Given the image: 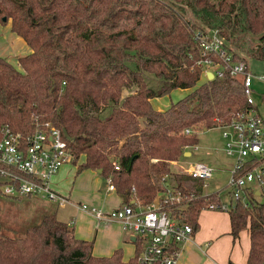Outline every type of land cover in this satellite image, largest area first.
Here are the masks:
<instances>
[{
  "label": "trees",
  "instance_id": "trees-1",
  "mask_svg": "<svg viewBox=\"0 0 264 264\" xmlns=\"http://www.w3.org/2000/svg\"><path fill=\"white\" fill-rule=\"evenodd\" d=\"M175 1L188 5L199 23L192 26L219 30L232 59L246 61L244 53L264 57V0ZM182 4L0 0V21L10 19L11 30L31 47L18 56L20 68L0 55V129L8 125L28 133L36 122L51 123L73 160L82 158L77 173L100 170L122 203L136 208L161 202L195 229L200 210L219 196L205 192L200 178L172 168V160L198 142L196 133L184 129L229 122L251 104L229 69L212 78L201 74ZM147 73L159 80L157 87L147 83ZM177 87L189 90L165 109L153 107L152 97ZM167 184L181 194L179 202H162ZM227 211L234 238L248 231L246 264H264V198L250 192L246 205L238 201ZM142 246L137 237L128 260L120 247L94 255L93 241L77 237L71 224L51 212L21 234L0 231V264H147L138 258Z\"/></svg>",
  "mask_w": 264,
  "mask_h": 264
},
{
  "label": "built area",
  "instance_id": "built-area-1",
  "mask_svg": "<svg viewBox=\"0 0 264 264\" xmlns=\"http://www.w3.org/2000/svg\"><path fill=\"white\" fill-rule=\"evenodd\" d=\"M192 37L198 46L196 64L202 67V75L208 77L207 73L211 71L213 76H222L224 69H229L240 78L246 99L251 104L250 108L237 112L229 122L217 125L222 128L223 149L233 160L227 182L230 199L225 202L219 197L217 202H210L208 208L227 211L238 201L246 205L250 192L256 198H264V94L261 93L259 101H256L253 74L247 62L232 59L217 28H195ZM259 78L264 79V75ZM0 130V195L10 198L42 195L58 205L65 204L67 196L52 185L53 175L63 164L71 163L73 157L60 130L49 122H36L34 129L28 133L15 131L8 125H3ZM184 131L193 133L195 130L186 127ZM178 161L175 159L172 163ZM176 166L178 171L200 178L204 190L214 173L210 165L201 161L182 165L176 163ZM106 181L108 190H116L110 178ZM181 199V194H175L167 184L162 202H179ZM82 207L98 218L118 220L127 234L142 239L138 258L147 264H174L180 252V243L189 239L194 231L192 224L163 209L161 202L154 201L144 206L138 203L136 208L121 203L107 210L87 204H82Z\"/></svg>",
  "mask_w": 264,
  "mask_h": 264
},
{
  "label": "crops",
  "instance_id": "crops-1",
  "mask_svg": "<svg viewBox=\"0 0 264 264\" xmlns=\"http://www.w3.org/2000/svg\"><path fill=\"white\" fill-rule=\"evenodd\" d=\"M1 39L7 40L2 41ZM30 51L31 47L25 39L11 30L10 19L5 23L0 21V55L6 56L16 67L20 68L18 56ZM182 89L189 90L188 88ZM154 98H151V103L154 108L160 110L165 109L172 101L167 104L159 102L155 104ZM74 169L76 171L77 166L75 167L73 163H65L53 175V188L68 198V201L63 205H58L55 202L53 204L67 206L68 216L65 221L71 223L77 237L93 241L92 253L94 255H111L115 249L120 247L123 260H128L135 254L136 238L131 239L132 235L123 230L118 220L98 218L89 209L82 207V204H87L107 210L120 205L122 203L121 197L116 190L107 189L106 180L96 169L85 168L78 173L76 171L74 178L71 179L70 174H73ZM86 170L90 171L91 174V183L88 189H84L80 184V176ZM216 174L217 177L221 176L220 172ZM102 179L105 180V185L102 184ZM26 197L29 201H41L44 198L43 201H51L42 195ZM50 212L57 214L56 210ZM45 213L48 212H42L39 220ZM197 222L198 225L189 239L180 243V252L174 264H246L250 246L248 231L243 229L234 238L230 233L228 211L201 209Z\"/></svg>",
  "mask_w": 264,
  "mask_h": 264
},
{
  "label": "rangeland",
  "instance_id": "rangeland-1",
  "mask_svg": "<svg viewBox=\"0 0 264 264\" xmlns=\"http://www.w3.org/2000/svg\"><path fill=\"white\" fill-rule=\"evenodd\" d=\"M167 2H171L172 4H182L175 0H166ZM183 5V4H182ZM183 7L185 10L182 12L183 16L186 19L190 20L191 32L195 28L192 26V23L195 22V18L193 13L189 9L188 5L184 4ZM196 24H199L196 21ZM208 29V28H207ZM2 41H6L7 39ZM247 46L252 44L249 38H247ZM246 58V62L248 67L253 74V90L256 101H259L260 94L264 93V79L258 78L260 75H264V57L258 58L247 53L243 54ZM200 66V65H199ZM201 67V66H200ZM202 70V67H201ZM202 74V73H201ZM146 81L149 85L157 87L159 84V80L155 77H152L149 73L146 74ZM187 90L182 88H174L169 93L159 96H155L153 102L167 104L171 100L174 101L184 94H186ZM158 97V98H156ZM197 134L198 142L196 145L190 146L186 151H190L189 155H183V157L179 158V161L176 162L178 165L182 164H190L192 162L201 161L207 163L213 168V176L208 179L209 185L205 188V191H215L219 194L220 199L225 202H229L230 194H229V186L227 184L229 177V169L232 164V157L227 155L223 149L224 146V138L222 136V128L220 126H213L207 129H197L194 131ZM82 158L76 160H71V163L75 165V167L80 163ZM176 163H172V168L175 171H178V166ZM220 172L221 176L217 177L216 173ZM76 173L75 169L73 174H70L71 179L74 178V174ZM169 178H167L168 180ZM71 182V181H70ZM107 182V181H106ZM53 183V179H52ZM91 183V174L90 171L86 170L80 176V184L84 189L89 188V184ZM102 184L105 185V180L102 179ZM107 184V183H106ZM70 186V183H69ZM45 200V198L43 199ZM29 201L27 197H14L10 198L5 195H0V228L1 232H4L8 235H17L24 232L25 228L28 225H32L34 223L39 222V217L42 212L51 213V210H56V215L59 219L65 221L67 214V206H57L53 204V201ZM43 216V215H42Z\"/></svg>",
  "mask_w": 264,
  "mask_h": 264
},
{
  "label": "water",
  "instance_id": "water-1",
  "mask_svg": "<svg viewBox=\"0 0 264 264\" xmlns=\"http://www.w3.org/2000/svg\"><path fill=\"white\" fill-rule=\"evenodd\" d=\"M2 19H3V20H5V19H6V17H5V16H3V17H2ZM263 50H264V49H263ZM207 76H208L209 78H212V77H213V74H212V72H211V71H210V72H208V73H207ZM189 154H190V151H185V152H184V155H189ZM97 171H98V172H100V170H97ZM131 239H135V236H134V235H132V236H131Z\"/></svg>",
  "mask_w": 264,
  "mask_h": 264
}]
</instances>
